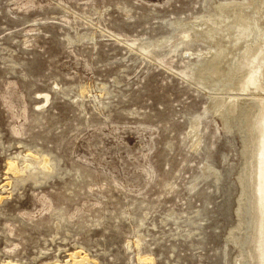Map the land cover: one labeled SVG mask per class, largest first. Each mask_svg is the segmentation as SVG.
Wrapping results in <instances>:
<instances>
[{"label": "rangeland", "instance_id": "obj_1", "mask_svg": "<svg viewBox=\"0 0 264 264\" xmlns=\"http://www.w3.org/2000/svg\"><path fill=\"white\" fill-rule=\"evenodd\" d=\"M254 2L0 0V264H255L254 114L193 32Z\"/></svg>", "mask_w": 264, "mask_h": 264}, {"label": "bare ground", "instance_id": "obj_2", "mask_svg": "<svg viewBox=\"0 0 264 264\" xmlns=\"http://www.w3.org/2000/svg\"><path fill=\"white\" fill-rule=\"evenodd\" d=\"M193 24H204L206 29L179 27L191 34L196 32L203 43L219 49L209 74L205 75L214 93V114L223 125L232 126L235 118L254 114L257 154L253 186L258 222L253 254L255 264H264V0H255L250 6L220 8L213 17ZM211 54L197 53L196 59ZM191 135L197 145L198 138Z\"/></svg>", "mask_w": 264, "mask_h": 264}]
</instances>
